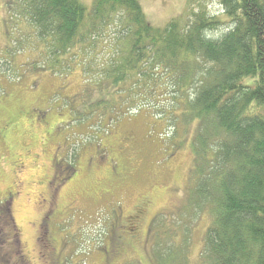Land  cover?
I'll return each mask as SVG.
<instances>
[{
    "label": "rangeland",
    "instance_id": "1",
    "mask_svg": "<svg viewBox=\"0 0 264 264\" xmlns=\"http://www.w3.org/2000/svg\"><path fill=\"white\" fill-rule=\"evenodd\" d=\"M15 1L0 0V201L12 191L15 175L31 185L19 187L10 198L23 246L18 254L23 253L26 264H49L51 252L59 264H157V244L165 242L178 254L185 250L188 264H199L211 217L184 209L194 165L196 120L188 123L181 109L171 107V87L162 89L165 95L156 92V102L140 93L133 100L117 94L111 82L99 84L87 70L94 62L99 64L96 58L112 52V36H120L118 18L105 36L98 33L104 41L111 40L109 48L98 51V45L87 40L80 51L95 47L97 54L78 55L68 62L63 55V63L52 67L46 56L51 38L39 37L32 23L22 21ZM78 1L90 10L93 0ZM139 2L155 27L187 10L186 0ZM205 4L210 14L221 13L217 0ZM220 28L217 33L223 32ZM133 101L136 110L110 119L113 109L124 110ZM113 103L117 107H107ZM53 177L61 209L69 205L56 218L45 219L37 231L34 221L44 208L34 199L37 183ZM146 195L152 198L143 227L146 258L127 250L106 260L116 209L127 212ZM45 229L54 248L42 238Z\"/></svg>",
    "mask_w": 264,
    "mask_h": 264
},
{
    "label": "trees",
    "instance_id": "2",
    "mask_svg": "<svg viewBox=\"0 0 264 264\" xmlns=\"http://www.w3.org/2000/svg\"><path fill=\"white\" fill-rule=\"evenodd\" d=\"M205 1L186 0L185 15L162 27L150 24L139 0H93L90 10L78 0L14 3L23 22L32 23L39 37L51 38L46 56L52 67L63 63V55L68 62L109 48L112 42L104 41V32L118 18L120 36H112V52L87 70L99 84L111 82L117 94L133 100L140 93L156 102V92L165 95L162 89L171 87V107L181 109L188 123L196 120L184 209L211 217L199 264H264V0H217L219 14H210ZM220 27L224 30L217 33ZM87 40L99 50L80 51ZM134 107L133 101L124 110L113 109L110 119ZM12 196L9 191L0 201V261L26 264L18 254L23 246ZM43 233L54 248L49 229ZM110 241L112 253L119 244L117 232ZM144 245L140 256L145 259ZM184 252L158 243L157 264H188ZM50 258L59 264L54 252Z\"/></svg>",
    "mask_w": 264,
    "mask_h": 264
},
{
    "label": "flooded vegetation",
    "instance_id": "3",
    "mask_svg": "<svg viewBox=\"0 0 264 264\" xmlns=\"http://www.w3.org/2000/svg\"><path fill=\"white\" fill-rule=\"evenodd\" d=\"M55 181L56 178L53 177L50 180L44 179L37 183L38 190L35 193L34 199L37 204H44L43 213H40L37 220L34 221V228H38L37 231H40L45 219H50L51 217L56 218L63 212L65 207L69 205L68 204L61 209L62 205L58 203V185H56ZM15 182L16 183L14 184L12 190L14 195L19 192V187L21 188L24 184L31 189L30 184L24 183V181H21L16 175ZM34 189L35 187L33 190ZM151 204L152 198L149 195H146L141 196L139 201L127 212L123 211L122 208L116 209L109 227L108 248L111 245L110 239L115 232H117L119 244L115 249H113L112 253L109 250L105 256L106 260H114L126 253L127 250H131L139 255H142L143 245L145 244V233L143 227L146 225L145 221L147 219V215L149 214ZM131 223H134V225L132 226ZM45 264H48L47 261Z\"/></svg>",
    "mask_w": 264,
    "mask_h": 264
}]
</instances>
